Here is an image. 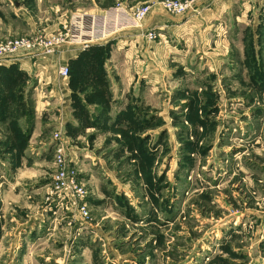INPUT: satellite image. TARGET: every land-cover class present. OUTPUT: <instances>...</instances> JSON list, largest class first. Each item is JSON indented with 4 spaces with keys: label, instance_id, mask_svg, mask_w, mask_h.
Returning <instances> with one entry per match:
<instances>
[{
    "label": "rangeland",
    "instance_id": "1",
    "mask_svg": "<svg viewBox=\"0 0 264 264\" xmlns=\"http://www.w3.org/2000/svg\"><path fill=\"white\" fill-rule=\"evenodd\" d=\"M133 1L0 0V44L57 36L61 47L72 19ZM54 19L57 34L38 30ZM226 47L220 68L197 55L167 65L150 93L98 85L99 65L70 62L67 142L51 128L35 185L13 183L21 163L0 164V264H264V19L232 22ZM59 149L82 198L59 186Z\"/></svg>",
    "mask_w": 264,
    "mask_h": 264
},
{
    "label": "crops",
    "instance_id": "2",
    "mask_svg": "<svg viewBox=\"0 0 264 264\" xmlns=\"http://www.w3.org/2000/svg\"><path fill=\"white\" fill-rule=\"evenodd\" d=\"M147 1L146 4H150L161 0H134L130 8L143 6ZM113 7L105 10L98 8L79 15L87 24L85 40H90L91 20L96 19L100 23L105 13ZM248 19L253 23L257 19H264V0H201L182 17L170 16L159 4H155L142 29H123L111 37L92 40L87 47L83 39L55 47L47 54L22 53L0 60V73L3 72L1 76L5 78L3 86L0 85V105H3L0 106V151L11 157L7 163L0 158V164L11 168L16 162L21 163L22 170L15 173L13 183L18 187L35 185L38 182L34 178L42 174L43 166L51 161L53 155L52 130H58L61 141L67 142L65 128L73 120L77 109L70 76L64 78L60 72L70 62L72 69L73 65L83 61L85 71L94 70L99 65L98 76H94L98 85L110 82L111 87L133 91L143 87L150 93V89L160 81V75L166 73L164 67L175 63L191 64L193 55L205 60L207 66L220 68L217 58L226 60L230 24ZM72 20H75L73 24L79 21ZM60 21L54 19L45 27L40 25L38 30L48 35L57 34L61 29ZM36 28L31 27L33 32ZM146 31H155L159 39L148 41ZM212 39L218 41L214 42L215 48L221 44L224 49L214 48L211 52L207 41ZM175 41L180 45H169ZM110 45L115 46L109 48ZM184 47L186 50H182ZM109 53L111 59L107 60L108 63H102V57H109ZM97 55H100L99 64L94 63ZM117 56L121 59L117 60ZM104 71L109 74V80L102 78ZM136 96H131V100ZM22 134H29V139L22 143L23 146H18L19 143L21 145ZM68 154L71 163V153ZM25 192L26 195L33 193Z\"/></svg>",
    "mask_w": 264,
    "mask_h": 264
},
{
    "label": "built area",
    "instance_id": "3",
    "mask_svg": "<svg viewBox=\"0 0 264 264\" xmlns=\"http://www.w3.org/2000/svg\"><path fill=\"white\" fill-rule=\"evenodd\" d=\"M201 0H162L158 3H150L140 7H134L127 9L122 4H117L113 8L109 9L101 22L92 19L89 23L90 28V40L84 39V32L87 31V24L81 17L79 21L72 24L68 31L66 32V37H71V41L77 42L84 39L83 44L87 47L90 41L105 39L111 37L123 29H142L145 19L152 12L155 4H159L164 11L174 17H182L187 15L190 11L194 9V6ZM145 37L148 41L153 42L157 38L155 31H146ZM53 39L46 43L41 37L32 38H15L9 40L6 43L0 44V60L16 57L22 53L32 54V53H42L47 54L52 52L55 48L53 47V42L58 41L60 37ZM60 75L64 78H68L70 75L69 68L63 67L61 69ZM59 140L61 141L60 137ZM58 163L62 164V169L58 175V182L60 188H62L66 193H71V197L77 199L82 198L85 191L74 182V173L69 167V161L66 160L62 149L58 150ZM78 215L81 219H86L88 217V211L84 207H77Z\"/></svg>",
    "mask_w": 264,
    "mask_h": 264
},
{
    "label": "trees",
    "instance_id": "4",
    "mask_svg": "<svg viewBox=\"0 0 264 264\" xmlns=\"http://www.w3.org/2000/svg\"><path fill=\"white\" fill-rule=\"evenodd\" d=\"M97 57H99V59H100V55H97ZM83 63V61H81V64ZM94 63H96V64H98V60L96 61H94ZM89 64V63H88ZM2 69V68H1ZM85 70V69H84ZM69 72H70V70H69ZM1 75H3V72H1L0 73V85L1 86H3V83H4V79L5 78H3V76H1ZM70 76V75H69ZM76 104H77V102H76ZM0 106H3V105H0ZM28 139H29V134H22L21 135V139H20V141H21V145H20V143H19V145L18 146H23L22 145V143L24 144V143H26V142H28ZM19 154H20V152H19Z\"/></svg>",
    "mask_w": 264,
    "mask_h": 264
}]
</instances>
